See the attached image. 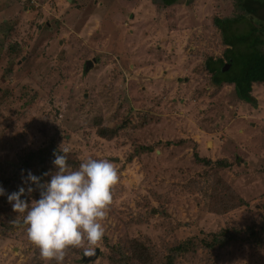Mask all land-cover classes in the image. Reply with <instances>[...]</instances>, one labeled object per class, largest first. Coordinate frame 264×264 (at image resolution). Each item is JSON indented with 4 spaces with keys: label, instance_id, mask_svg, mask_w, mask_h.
Wrapping results in <instances>:
<instances>
[{
    "label": "rangeland",
    "instance_id": "374dc122",
    "mask_svg": "<svg viewBox=\"0 0 264 264\" xmlns=\"http://www.w3.org/2000/svg\"><path fill=\"white\" fill-rule=\"evenodd\" d=\"M235 12L233 0H0V179L23 167L36 175L59 145L117 171L92 255L69 246L61 264H112L110 247L129 253L132 239L162 264L179 242L261 223L264 85L245 102L234 85L213 86L205 65L222 58L229 69L213 19ZM100 125L124 127L108 139ZM4 189L0 264H56L27 239ZM229 192L248 205L221 213ZM176 263L264 264V244L197 248Z\"/></svg>",
    "mask_w": 264,
    "mask_h": 264
},
{
    "label": "trees",
    "instance_id": "16d2710c",
    "mask_svg": "<svg viewBox=\"0 0 264 264\" xmlns=\"http://www.w3.org/2000/svg\"><path fill=\"white\" fill-rule=\"evenodd\" d=\"M153 1L155 4L165 7L175 4L177 0ZM233 2L237 12L230 17L218 16L213 19V25L216 26L222 43L226 46L224 55L229 69H224L226 63L222 58L210 57L206 60L205 65L213 86L219 87L225 83L232 84L236 95L240 99L253 104L255 102L252 95L253 86L264 85V15L260 13V10L264 8V0H233ZM241 23H244L246 27L241 28ZM122 127L124 126L107 127L100 125L97 128V134L100 137L111 139L118 134ZM142 149L151 151L153 147L147 146ZM51 161H42L38 164L35 174L40 176L42 181H47L50 174L55 170ZM197 161L211 163L209 159L205 158H198ZM66 162L69 166L79 164L78 161L73 160L68 155ZM216 163L219 167L231 165L223 159L218 160ZM18 169L14 172V175L10 174L7 178L0 179V186H3V188L7 186L10 192L21 187L16 184L20 171L27 173L31 168ZM46 172L49 175H41ZM39 191L40 189L35 194L36 199L39 197ZM22 198L27 199L26 195ZM221 205V213H226L240 206H246L248 202L236 196L233 192H229L228 200L221 201ZM210 236V240H201L199 243L189 239L172 246L162 264H177L179 257L194 252L197 248H222L234 242H250L262 245L264 244V214L261 223L253 224L245 231L238 228H226L211 233ZM127 245L129 253L124 251L126 248L118 244L110 247L112 251L110 261L112 264H155L152 254L144 242L132 239Z\"/></svg>",
    "mask_w": 264,
    "mask_h": 264
},
{
    "label": "clouds",
    "instance_id": "9594fccd",
    "mask_svg": "<svg viewBox=\"0 0 264 264\" xmlns=\"http://www.w3.org/2000/svg\"><path fill=\"white\" fill-rule=\"evenodd\" d=\"M69 151L60 145L53 150L55 170L47 181L28 171L22 177L27 186L6 195L12 209L23 213L17 223L24 226L41 259L56 264H61L69 246L83 247L85 255H92L104 233L101 221L111 200L110 188L117 181V171L108 159L87 157L72 169L66 162ZM33 185L40 189L39 197L26 201L22 197L32 193ZM4 195L0 186V196Z\"/></svg>",
    "mask_w": 264,
    "mask_h": 264
},
{
    "label": "water",
    "instance_id": "95a60500",
    "mask_svg": "<svg viewBox=\"0 0 264 264\" xmlns=\"http://www.w3.org/2000/svg\"><path fill=\"white\" fill-rule=\"evenodd\" d=\"M98 254V252H96L95 254H93V257L96 256Z\"/></svg>",
    "mask_w": 264,
    "mask_h": 264
}]
</instances>
